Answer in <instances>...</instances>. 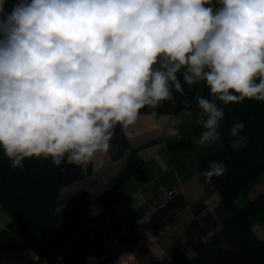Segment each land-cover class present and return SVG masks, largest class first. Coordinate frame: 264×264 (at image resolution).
<instances>
[{"label":"clouds","instance_id":"9594fccd","mask_svg":"<svg viewBox=\"0 0 264 264\" xmlns=\"http://www.w3.org/2000/svg\"><path fill=\"white\" fill-rule=\"evenodd\" d=\"M0 0V151L86 169L117 126L198 82V144L220 139L227 105L264 102V0ZM182 77L183 84L180 77ZM243 122L230 127L237 136ZM227 167L212 161L205 180Z\"/></svg>","mask_w":264,"mask_h":264},{"label":"crops","instance_id":"0c3cea01","mask_svg":"<svg viewBox=\"0 0 264 264\" xmlns=\"http://www.w3.org/2000/svg\"><path fill=\"white\" fill-rule=\"evenodd\" d=\"M15 3L17 0H7L5 11L10 12ZM198 111L192 114L189 107L183 114L140 113L129 128L117 126L108 151L97 153L90 161L92 174L59 190L56 209L69 214L72 237L57 246L52 263L30 264H117L129 252L135 255L136 264H175L168 248L177 246L187 256L197 252L230 217L215 189L198 178L197 165L206 156L204 146L176 164L169 155L171 143L182 139L198 142L193 132ZM131 154L139 155L142 165L107 190ZM169 190L181 192L185 204L173 210L159 228L150 215L166 201ZM250 190L253 194L264 191V172L251 181L247 196ZM246 197H238L239 204ZM10 219L11 213L0 205V228ZM254 229L264 235V227L256 224ZM28 254L35 258L33 252Z\"/></svg>","mask_w":264,"mask_h":264},{"label":"trees","instance_id":"16d2710c","mask_svg":"<svg viewBox=\"0 0 264 264\" xmlns=\"http://www.w3.org/2000/svg\"><path fill=\"white\" fill-rule=\"evenodd\" d=\"M180 79L183 84L182 77ZM196 84L191 90L185 84L184 94L174 91V102H163L155 109L145 107L140 113H187ZM202 97L211 99L205 83ZM217 105L225 113L219 129L221 145L198 163L197 173L205 186L215 189L230 217L194 254L187 256L177 246L168 248L167 253L175 264H264V235L254 229L256 224L264 227V191L252 199L246 197L251 181L264 172V102L245 100L225 105L217 101ZM200 112L199 109L197 119ZM236 122H243L244 128L237 136H232L230 127ZM202 131L196 121L194 134L200 137ZM200 147L192 139H182L169 144L168 151L176 164ZM212 161L225 164L227 173L208 182L202 173ZM142 162L137 154L128 156L124 169L109 181L107 190L126 180ZM92 172L91 162L82 169L70 163L56 167L51 160L43 159H26L23 169H14L0 151V205L11 213L9 222L0 228V264L52 263L57 246L67 242L73 233L69 214L56 209L59 190ZM169 191L171 194L166 201L150 215L159 228L173 210L185 204L181 192ZM241 195L246 200L239 204L237 198ZM28 251L33 252L35 258Z\"/></svg>","mask_w":264,"mask_h":264},{"label":"rangeland","instance_id":"374dc122","mask_svg":"<svg viewBox=\"0 0 264 264\" xmlns=\"http://www.w3.org/2000/svg\"><path fill=\"white\" fill-rule=\"evenodd\" d=\"M203 94V83L202 82H198L196 84V92H195V96L194 99L192 101V105L190 106V110H192V114H194V110H199L198 107V100L199 98L202 97ZM221 145L220 141L215 142L214 144L208 145V146H204L202 149V154L206 155L204 157H207L208 155H211L212 153H214L218 147ZM257 194H253V190H250L249 195L247 196L248 199H252L256 196ZM250 196V197H249ZM244 195L239 196V199H243ZM237 203H239V201H237ZM241 203V202H240Z\"/></svg>","mask_w":264,"mask_h":264},{"label":"built area","instance_id":"2783aa9c","mask_svg":"<svg viewBox=\"0 0 264 264\" xmlns=\"http://www.w3.org/2000/svg\"><path fill=\"white\" fill-rule=\"evenodd\" d=\"M171 194V191H168V196ZM113 241L115 242V240L113 239L111 241V243H113ZM117 264H136V258H135V255L131 252L129 253H125V254H122L120 256V259L118 261Z\"/></svg>","mask_w":264,"mask_h":264}]
</instances>
